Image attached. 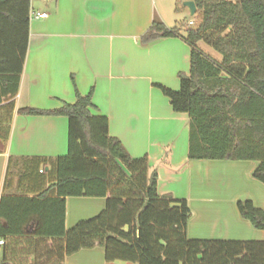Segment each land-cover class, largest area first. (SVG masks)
<instances>
[{"label":"trees","instance_id":"1","mask_svg":"<svg viewBox=\"0 0 264 264\" xmlns=\"http://www.w3.org/2000/svg\"><path fill=\"white\" fill-rule=\"evenodd\" d=\"M30 1L0 0V153L27 54ZM186 1L195 4L199 21L185 37L158 20L141 37L142 44L180 37L190 49L189 73L178 74L179 90L155 87L174 113L188 116L189 161L255 162L251 176L264 185V0ZM198 43L220 60L207 57ZM74 91L73 104L16 111L66 118L67 152L51 161H20L26 173L50 164L54 183L33 197L2 196L0 264H63L95 246L103 248L105 264H264V241L189 240L187 201L159 195L147 156L132 158L109 136L108 119L91 113L92 90L83 96L74 85ZM66 198H102L105 208L66 230ZM235 207L242 220L264 232V210L249 200Z\"/></svg>","mask_w":264,"mask_h":264},{"label":"crops","instance_id":"2","mask_svg":"<svg viewBox=\"0 0 264 264\" xmlns=\"http://www.w3.org/2000/svg\"><path fill=\"white\" fill-rule=\"evenodd\" d=\"M170 2L54 0L53 10L47 12L40 6L31 9L30 1V15L45 13L47 18L30 16L27 54L17 95L11 100L8 139L0 153V200L33 197L53 185L50 164L38 173H26L20 161L64 156L67 120L19 116L16 111L73 104L75 85L83 96L93 91L91 113L108 119L109 136L117 138L132 158L147 156L149 172L158 175V194L187 201L193 212L186 230L189 240L264 241V233H255L235 210L246 165L189 161L188 116L174 113L155 87L179 90L178 74H188L190 68V49L180 37L141 42L155 18L168 29L178 27L172 18L175 4ZM248 166L249 173L256 168ZM255 207L264 210V203ZM104 208L102 198H66L65 229L96 217ZM63 264H105L103 248L79 251Z\"/></svg>","mask_w":264,"mask_h":264},{"label":"rangeland","instance_id":"3","mask_svg":"<svg viewBox=\"0 0 264 264\" xmlns=\"http://www.w3.org/2000/svg\"><path fill=\"white\" fill-rule=\"evenodd\" d=\"M42 1L41 0H31V9L32 8L37 9L40 6V7H44L47 12H51V10H53V7H54V3H53L54 0H49V1H51L49 3H46L47 0H42ZM184 2L185 1H183V0H176V1L172 0V2H170V4L171 3L175 4L174 5L175 11L172 14V18H174V20H176V25L180 29V37H185V35H186L185 30L189 27H196V25L199 21V17L197 14H195L194 16H190L188 10L185 7H183ZM155 20H158V19L155 18ZM190 23H192V24L190 25ZM198 48L201 52H203L210 59H212L216 62L220 60V56L217 53H215L212 49H210L208 46H206L205 44L198 43ZM243 163H244L243 165H246L245 166L246 169H245V172L243 175L244 178H242L243 180L241 183V189L239 190L242 192L241 198L239 199V201H244V200H249L252 202L254 201L255 206H259V204L264 203V185L255 181L252 178L251 174L253 171H251V173L246 171L249 167L248 166L249 164L255 165V167H256L257 163H255V162H243ZM214 185H216V184L214 183ZM194 198H196V197L191 196V200L192 199L194 200ZM193 206H194V203H193ZM257 208H259V207H257ZM191 214H192L191 215V217H192L193 212H191ZM244 223H246V222H244ZM247 224H248V222H247ZM255 233H261V232L258 230H255Z\"/></svg>","mask_w":264,"mask_h":264},{"label":"water","instance_id":"4","mask_svg":"<svg viewBox=\"0 0 264 264\" xmlns=\"http://www.w3.org/2000/svg\"><path fill=\"white\" fill-rule=\"evenodd\" d=\"M183 7H185L188 10L190 16H194L196 14V7H195V4L193 2L185 1L183 3Z\"/></svg>","mask_w":264,"mask_h":264},{"label":"built area","instance_id":"5","mask_svg":"<svg viewBox=\"0 0 264 264\" xmlns=\"http://www.w3.org/2000/svg\"><path fill=\"white\" fill-rule=\"evenodd\" d=\"M33 19H45V18H47V14H45V13H31V15H30ZM192 23H190V25H191ZM3 244V241L2 240H0V245H2Z\"/></svg>","mask_w":264,"mask_h":264}]
</instances>
